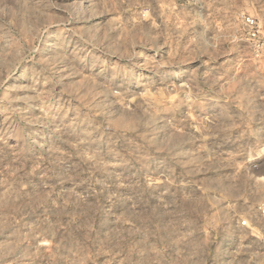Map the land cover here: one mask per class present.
<instances>
[{
	"label": "rangeland",
	"instance_id": "rangeland-1",
	"mask_svg": "<svg viewBox=\"0 0 264 264\" xmlns=\"http://www.w3.org/2000/svg\"><path fill=\"white\" fill-rule=\"evenodd\" d=\"M263 199L264 0H0V264H257Z\"/></svg>",
	"mask_w": 264,
	"mask_h": 264
},
{
	"label": "built area",
	"instance_id": "built-area-1",
	"mask_svg": "<svg viewBox=\"0 0 264 264\" xmlns=\"http://www.w3.org/2000/svg\"><path fill=\"white\" fill-rule=\"evenodd\" d=\"M257 212L255 216V222H259L261 224V228L263 230V245H264V199L258 204L257 206ZM238 226L241 227H250L251 223L249 219H239L237 221ZM257 264H264V251L259 259V262Z\"/></svg>",
	"mask_w": 264,
	"mask_h": 264
}]
</instances>
